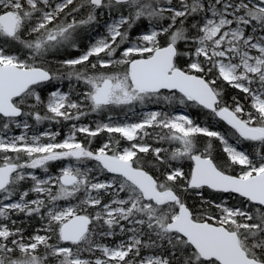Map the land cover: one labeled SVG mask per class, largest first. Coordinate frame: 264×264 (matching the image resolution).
<instances>
[{
  "label": "snow or ice",
  "instance_id": "6c2138e0",
  "mask_svg": "<svg viewBox=\"0 0 264 264\" xmlns=\"http://www.w3.org/2000/svg\"><path fill=\"white\" fill-rule=\"evenodd\" d=\"M0 264H264V0H0Z\"/></svg>",
  "mask_w": 264,
  "mask_h": 264
},
{
  "label": "trees",
  "instance_id": "16d2710c",
  "mask_svg": "<svg viewBox=\"0 0 264 264\" xmlns=\"http://www.w3.org/2000/svg\"><path fill=\"white\" fill-rule=\"evenodd\" d=\"M90 119H95V117H90L89 120ZM85 122H88V120H86ZM102 139H103V137L98 138L97 139V143H99Z\"/></svg>",
  "mask_w": 264,
  "mask_h": 264
}]
</instances>
